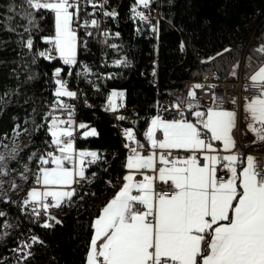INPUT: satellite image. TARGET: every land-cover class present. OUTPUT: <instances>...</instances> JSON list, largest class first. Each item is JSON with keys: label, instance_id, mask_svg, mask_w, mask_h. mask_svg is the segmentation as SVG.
<instances>
[{"label": "snow or ice", "instance_id": "snow-or-ice-1", "mask_svg": "<svg viewBox=\"0 0 264 264\" xmlns=\"http://www.w3.org/2000/svg\"><path fill=\"white\" fill-rule=\"evenodd\" d=\"M87 2L93 8L97 7L95 0ZM151 2L135 0L131 9L133 18L149 21V17L139 9H148ZM25 3L36 12L47 10L54 13L55 36L45 38V42L54 45L53 51L64 65H76L77 36L71 24L79 15V0H25ZM9 11L15 9L10 7ZM103 14L112 18L118 16L116 11H104ZM24 19L35 26L32 12L26 13ZM89 23L93 28L99 27L96 19L85 21L84 26ZM153 31L156 29L153 28ZM87 34L92 35L91 32ZM25 46L32 50L33 40L27 39ZM111 47L117 46L113 44ZM183 47L182 44L181 50ZM230 51L225 48L216 55L222 56ZM257 51L264 53V47ZM38 55L48 60L56 58L52 52H39ZM215 59L213 56L201 62ZM126 63L116 61L117 66ZM62 71L61 68L54 71L57 87L53 111L66 112L67 118L49 113L46 125L51 137L50 146H54L59 155L48 151L37 156L33 152L29 159H36L37 171L33 179L40 188L29 189L22 201H13L11 197L0 199V205H15L22 213L30 210L37 219L43 214L46 219L41 226L44 228L53 227L48 221L61 223L49 214V209H59L64 203L72 201L76 195L73 185L86 179L85 158H91L89 164L100 159L96 151H78L74 147L77 128L85 130V138L95 137L98 133L84 123L76 125L72 119L73 110L62 98L75 99L77 93L69 90L67 82L59 78ZM232 75H236L235 69ZM250 80L264 83V65L250 76ZM202 87L195 84L185 98L178 97L173 105L182 117L186 105L189 114L196 117L195 122L183 118L166 121L159 115L152 118L144 133L152 150L149 154L141 151L145 145L136 139L134 131L125 129L126 140L135 144V147L125 144L131 152L126 157L128 174L123 177V186L92 224L94 234L86 264H264V168L253 155L247 154L241 159L240 154L234 151L236 142L232 132L235 112L219 106L210 107L206 112L195 110L199 107L196 90ZM123 95V92L111 93L108 98L111 111L117 110L112 97ZM214 100L217 105L221 103L218 98L214 97ZM244 111L249 117V131L264 144V94L247 101ZM117 119L124 120L125 117L120 115ZM13 131L19 136L27 129L15 125ZM158 131L162 138H157ZM215 142H220L221 147L216 148ZM157 149L160 151L157 152ZM172 150H183L190 155L173 157ZM16 152L12 148L8 156L0 155V172L6 174L8 160L16 159ZM77 159L78 168L75 167ZM245 163L246 166L238 172L237 166ZM66 164H73L74 167H67ZM146 170L156 175H149ZM221 170L230 173L227 179L218 175ZM30 171L25 166V172ZM136 174L143 179L135 182ZM21 177L28 179L25 173H21ZM157 180L165 186L160 191L155 188ZM220 180L224 182H218ZM12 187L14 189L16 185ZM133 191L137 194L134 195ZM10 215V211L0 210V239L10 236L7 230L14 223V219H9ZM37 244L43 246L44 242L32 236L30 243L11 249L15 253L16 264H25V261L33 259L31 249ZM0 264L5 262L0 260Z\"/></svg>", "mask_w": 264, "mask_h": 264}, {"label": "trees", "instance_id": "trees-1", "mask_svg": "<svg viewBox=\"0 0 264 264\" xmlns=\"http://www.w3.org/2000/svg\"><path fill=\"white\" fill-rule=\"evenodd\" d=\"M134 4L135 0H110V7L118 10L121 19L117 27L120 35L117 39L111 38L112 41L104 40L103 45L108 41L112 45L115 42L117 47H111L108 54L123 57L127 63L118 69L108 67L115 72L109 80L103 79L101 70L95 68L97 90L92 83H88L87 89L94 106H79V123L95 128L98 135L84 137L77 146L98 152L101 159L87 167L85 176L88 179L74 187L76 195L70 205H63L58 216L61 223L53 222L51 228L38 227L39 239L44 245H35L31 249L33 259L25 264H86L94 231L92 224L118 190L117 178L127 171V156L122 145L125 138L112 118L100 108V103L113 90L125 91L128 105L138 109L134 129L139 141L143 142L144 133L164 98L167 80L181 84L186 80L202 79L207 73L224 79L234 69L237 73L244 68L247 60L255 68L264 62V53L257 51L264 47V0H160L162 19L158 23L157 42L153 38L145 39L147 28H141L140 21L133 18ZM10 7L15 11H9ZM28 12L35 16V26L24 19ZM54 34V13L29 9L25 0H0V143L14 133L15 125L26 128L28 142L16 154L18 160L25 162L33 152L37 156L46 153L50 145L45 115L55 112L56 97L50 85L55 83L53 71L63 64L59 59L45 60L38 53L46 47L42 36ZM29 38L33 39L32 50L25 46ZM84 39L91 49L85 55L81 52L80 58L94 65L100 55L99 40L92 35H84ZM155 42L157 79L151 82ZM225 48L231 51L216 55ZM213 56L215 60L201 62ZM63 68L61 76L67 77L68 68ZM66 79L72 87L79 89L84 87L83 82L87 84L85 80H89L88 76L81 77L79 82L70 77ZM36 170L34 159L30 175ZM0 210L12 211L17 217L12 213L11 217L18 221L9 240L0 245V260L10 264L3 255L15 242L13 238L19 239L23 229L27 230L26 226L34 216L22 213L19 207L11 204L0 205Z\"/></svg>", "mask_w": 264, "mask_h": 264}, {"label": "built area", "instance_id": "built-area-1", "mask_svg": "<svg viewBox=\"0 0 264 264\" xmlns=\"http://www.w3.org/2000/svg\"><path fill=\"white\" fill-rule=\"evenodd\" d=\"M97 7L93 8L90 3L87 2V0H79V15L77 17H74L72 26L75 30L78 38H79V46H78V53L76 56L77 64L73 66L64 65L63 61L59 59L58 54L53 51L54 45L52 43L45 42V38H52L51 35H43L41 40L42 43L46 46L41 52H52V54L56 57L55 59H52L50 61H54L59 59L63 65H61V69H64V67L68 68L67 71V77H59L60 79L67 82V87L69 90L74 91L77 93V98H68L63 97L64 103L71 106L73 110V116L72 119L75 121L76 125L79 123V106L80 104H84L86 107L94 106V103H92L89 99V95L87 93V90L82 92L81 89L77 87H72L71 83L67 81L66 78H71L72 80H75L79 82L81 80V77L88 76L89 81H92V83L97 82V75L95 74L96 70L95 68H99L101 70L100 76L103 79H110L115 72H112V70H108V67L112 66L115 69H118L121 66L116 65V61H124L119 56H110L107 51L111 48L112 43L107 42L105 45L104 40L116 38L120 35L119 31V25H120V16L118 13V10L116 8L110 7V0H107L105 3V0H95ZM159 3L160 0H152L150 6L148 9H144L141 7L139 10L143 11L145 15L149 17V21H142L140 22L141 28H147V38H153L154 32L153 28L156 29L159 21L162 19L159 11ZM99 5H104L103 8H100ZM135 5V4H134ZM71 10V9H70ZM104 11H116L118 13V16L115 18L105 16L103 14ZM92 19H96L99 23L98 28H93L91 24L89 23L87 27H85V21H91ZM138 20V18H137ZM91 32L92 36L99 40L100 45V55L98 57V60L95 61L94 65H90L88 61L80 58V53L83 52V54H88L91 47L88 46L86 43V40L84 39V35H88L87 33ZM105 33H107V36H105ZM116 33H119L117 36ZM112 38V39H111ZM115 39V40H116ZM156 40V39H155ZM158 39L156 40V42ZM156 42L154 43V56L152 58V65L150 66V75H151V82H156L157 79V68L156 63L158 61L157 54H156ZM115 44V42H114ZM45 59V58H43ZM48 60V59H46ZM55 71V70H54ZM53 71V73H54ZM71 72V75H68V73ZM155 73V74H154ZM57 77L55 78V80ZM172 82V89H168L165 91V95L163 100L161 101L160 105L157 108L156 116H160L161 118H164L166 116H171L176 119H188L191 114L187 111V106L185 105L184 108V116L182 117L179 112L173 108V105L177 102V98H185L188 91L193 89V86L195 84H201L203 87L201 89H197V100L199 103V107L195 110L199 111H206L208 108L212 107L215 108L219 106L222 109L230 110V109H238V121L235 125V128L233 130V136L235 140L237 141V152L240 154L241 159H243L247 154H251L254 157L258 158L260 161V167L264 168V144H262L261 147L254 145V142L250 139L249 135H246V131L243 126V122H245L243 111H244V105L247 101H250L253 98H257L262 96L264 94V83L260 82H252L250 80V77L245 75L242 70L239 71V73H236L235 76L229 75L224 79L219 78L218 76L210 73L206 76H204L202 79L197 80H186L181 84H178V82H174V80L170 79L168 80ZM211 86V87H210ZM56 83H54L52 86L50 85L51 92L55 93L56 90ZM114 91V90H113ZM116 92H123L122 90H117ZM112 93V92H111ZM109 94V96L111 95ZM124 93V92H123ZM109 96L105 101H102L100 103V108L103 112H106L113 120L114 125L116 126L118 131H121L122 133L125 132V129L131 128L136 136L137 134L134 129V125L137 121L138 116V109L135 106L128 105L126 101L125 93L123 96H117L112 97V101L116 104L117 110L115 112L111 111L110 104H109ZM215 98H218L221 103L217 105V103L214 100ZM235 100V103H232V101ZM86 102V103H85ZM56 103V99H55ZM52 115L60 116L61 118H67V113L63 111H55L52 113ZM124 116V120L117 119V116ZM243 117V119H242ZM45 123H49V114L45 115ZM83 133L81 129L77 128L74 133V143L77 146V142L81 139H83ZM129 143L132 147H135V144L133 142L127 141L125 138V144ZM125 144H122L125 148ZM78 147V146H77ZM53 151L55 155H57L59 152L55 150L54 146L48 147L47 151ZM143 154L147 155L149 153V149L145 147L141 150ZM157 152L160 150L157 149ZM125 154L128 156L131 154L129 149L125 148ZM221 155L223 153H220ZM100 159L101 155L98 154ZM190 153L183 151V150H172V156L173 157H187ZM198 156L200 154H197ZM202 158V157H201ZM98 159L97 162L100 160ZM91 158H85V168L91 164L88 163ZM96 162V163H97ZM67 167L74 166L73 164H66ZM37 171V170H36ZM86 172V171H85ZM218 175H221L224 177V179L228 178V174L225 170H221L218 172ZM92 176V173L90 174V177ZM118 177L117 181L119 180ZM88 178L80 181H86ZM220 183H223L224 180L218 181ZM35 183V181H34ZM36 185V184H35ZM35 187L40 188L39 185H36ZM165 186L161 182L156 183V191H160ZM133 194H137L135 191H133ZM167 194V193H166ZM26 198V196H25ZM24 198V199H25ZM51 198H49V201ZM66 204H71V202H67ZM20 209V208H19ZM55 208L49 209V214L54 210ZM11 212V211H10ZM27 214H32L29 210ZM44 218H46L43 214L39 217V223L40 226L45 222ZM9 219H11V215L9 216ZM27 233V230L23 229V232L19 234V239H16L15 242H13V245L9 247V250L6 254L3 255V259L7 260L10 264H16L15 260V253L11 251V249L17 247L18 245H22L24 243H30L31 237L38 235V231L35 229L32 233L28 231V235L25 236L24 234Z\"/></svg>", "mask_w": 264, "mask_h": 264}, {"label": "rangeland", "instance_id": "rangeland-1", "mask_svg": "<svg viewBox=\"0 0 264 264\" xmlns=\"http://www.w3.org/2000/svg\"><path fill=\"white\" fill-rule=\"evenodd\" d=\"M139 20V19H138ZM140 21V20H139ZM142 22V21H140ZM142 25V24H140ZM71 27L73 29V26L71 24ZM74 30V29H73ZM75 31V30H74ZM143 33V32H142ZM51 36H55L54 35H51ZM77 36V34H76ZM143 37L145 38L144 36V33H143ZM154 39H158L159 38V25H157L156 27V32H154V35H153ZM32 39V38H31ZM33 40V39H32ZM116 45V44H115ZM78 46H79V38L77 36V51H76V56H77V53H78ZM108 53V51H107ZM120 57V56H119ZM123 60L124 58L121 57ZM46 60V59H45ZM125 61V60H124ZM124 65V64H123ZM259 68V67H258ZM258 68L255 70L257 71ZM255 69V67L251 64L250 60H247L245 63H244V68L241 67L239 69L242 70V72L249 76L250 77V72L253 71ZM96 72L95 74H97V69H95ZM239 71L237 73H239ZM210 73H207L206 75H208ZM249 74V75H248ZM205 75V76H206ZM232 75V74H231ZM87 81V84L85 82H83V85H84V89H82V92L85 90L88 89V83L91 85L92 81H89V80H85ZM184 82V81H183ZM92 85L95 87V89L97 90L96 88V85L97 84H94L92 83ZM171 85V82L167 80V83H166V87L164 88V90L166 89V91L169 89ZM117 90H114L113 92H116ZM123 91V90H122ZM126 95V92L123 91ZM156 117V116H154ZM166 121H171V120H177L175 118H162ZM152 120V119H151ZM189 121L191 122H194L192 121L191 119H188ZM44 121V120H43ZM21 129H24V128H21ZM82 131V129H81ZM84 131H82L83 133ZM158 133V132H157ZM156 133V136L157 138L159 139L160 137H158ZM250 131L246 129V135H249ZM28 138H29V134H27V131L26 132H23L22 135H19V136H16L14 133H12V135H10L5 141H3L2 143H0V155H5V156H8L11 149L12 148H15L17 150L16 154L21 150L23 149L27 142H28ZM84 138V137H83ZM251 139V138H250ZM252 140V139H251ZM84 149V151H94V150H91V149H86V148H79V150H82ZM35 158H32V159H29L28 162H25V161H22V160H18L16 158V160H13V159H9L8 160V163H7V170H6V174L4 172H0V199H3L5 197H11V199L13 201H18V198L27 193V191L31 188H34L37 184L34 183V179L32 178L33 175L31 176V172H25V166H27L28 169H31V163L32 161L34 160ZM70 168L71 167H74V166H69ZM76 167V165H75ZM79 167V166H78ZM21 173H25V175L28 177V179H23L21 177ZM124 175V174H123ZM123 176L121 178H119V180L117 181V183H120L121 180H122ZM32 183V184H31ZM13 184L16 185V187L13 189ZM31 184V185H30ZM36 184V185H35ZM37 188V187H36ZM39 189V188H38ZM26 195V194H25ZM66 204V203H64ZM67 205H70V204H67ZM57 211V210H56ZM54 211L52 213L51 216H55L57 219H58V214L57 212ZM61 212V211H60ZM11 213L13 214V212L11 211ZM14 216H16L15 214H13ZM32 215V214H31ZM17 217V216H16ZM46 218H44L45 220ZM38 227H41L40 226V223H39V220L34 217L33 221L30 222V224H28L26 226V229H27V233L24 234L25 236L28 235V231L30 233L33 232V230L35 229L36 231H38ZM13 227H11V229L7 230L10 235L12 234L13 232ZM10 237V236H9ZM37 237L39 238V234L37 235ZM9 238H5V239H0V245H2L4 242L8 241Z\"/></svg>", "mask_w": 264, "mask_h": 264}, {"label": "crops", "instance_id": "crops-1", "mask_svg": "<svg viewBox=\"0 0 264 264\" xmlns=\"http://www.w3.org/2000/svg\"><path fill=\"white\" fill-rule=\"evenodd\" d=\"M262 65H264V62H262L258 67H260V66H262ZM258 67H256L253 71H251L250 72V76L252 75V74H254V72H255V70L258 68ZM249 75V74H248ZM207 111V110H206ZM205 111V112H206ZM229 111H233V112H235L236 113V117H235V125H236V123H237V121H238V109H230ZM156 116V115H155ZM243 116H244V119H245V122H243V126H244V129H245V131H246V129H247V131L249 130L248 129V127H247V125H248V123H249V117H248V114L245 112V111H243ZM171 117V116H170ZM166 118V117H165ZM171 118H174V117H171ZM176 119V118H175ZM188 119H191L192 121H194L195 122V120H196V117L195 116H190V118H188ZM187 119V120H188ZM242 119H243V117H242ZM178 120V119H177ZM151 123V122H150ZM149 126H150V124H149ZM149 126H148V128H149ZM257 127H259L258 125H257ZM157 135H158V137H160V138H162V134L158 131V133H157ZM232 136H233V133H232ZM234 137V136H233ZM249 137L252 139V141L254 142V145H256V146H259V147H261L262 146V144L259 142V141H257V139H256V135L254 134V133H252L251 131H250V133H249ZM235 139V138H234ZM137 140H139L138 138H137ZM235 142H236V148L234 149V151L235 152H237V148H238V145H237V141L235 140ZM140 143L141 144H144L145 145V147H147L148 149H149V153L152 151L151 150V148H150V145H149V142L147 141V139H146V137H145V141H143V142H141L140 141ZM216 148H220L221 147V145H220V142H215V145H214ZM74 147H75V149L76 150H78L79 151V147H77L76 146V144L74 143ZM125 149V148H124ZM82 150H84V149H82ZM98 153V152H97ZM148 153V154H149ZM99 154V153H98ZM223 154H225V153H223ZM222 154V155H223ZM57 155H59V153L57 154ZM127 156V155H126ZM71 165V164H70ZM75 165H76V167L78 168V166H79V162H78V159L75 161ZM49 166H51V165H49ZM244 166H246V163L245 164H239L237 167H238V172H239V170H241ZM85 167V166H84ZM85 171H86V168H85ZM147 171V174H149V175H156L155 173H153V172H151L150 170H146ZM128 174V169H127V171L124 173V175H123V177L125 176V175H127ZM228 174V176L230 175V173H227ZM122 177V176H121ZM143 179V177L140 175V174H136V177H135V182H139V181H141ZM125 181L123 180V178H122V180H121V182L119 183V185H118V190L116 191V193L115 194H113V196L108 200V202L112 199V198H114L115 197V195L117 194V192L120 190V188L123 186V183H124ZM157 182H159L158 180L155 182V186H156V183ZM117 183V182H116ZM77 184H74L73 185V187H75ZM36 188V187H35ZM42 190V189H41ZM107 202V203H108ZM64 205V204H63ZM63 205H62V207H63ZM107 205V204H106ZM105 205V206H106ZM104 206V207H105ZM62 207L61 208H59V209H57V208H55L52 212H51V214L50 215H52V213L54 212V211H56L57 212V214H58V216L60 215V211H62ZM102 212V211H101ZM101 212H100V214H101ZM99 214V215H100ZM98 215V216H99ZM97 216V217H98ZM96 217V218H97ZM95 218V219H96ZM95 221V220H94ZM50 224L51 223H53L54 221H48ZM93 234H94V231H93Z\"/></svg>", "mask_w": 264, "mask_h": 264}, {"label": "bare ground", "instance_id": "bare-ground-1", "mask_svg": "<svg viewBox=\"0 0 264 264\" xmlns=\"http://www.w3.org/2000/svg\"><path fill=\"white\" fill-rule=\"evenodd\" d=\"M169 89H172V82H171V85H170V87H169ZM123 134V137L125 138V136H124V133H122ZM32 184V183H31ZM30 184V185H31ZM26 194V193H25ZM25 194H23V195H21L20 197H19V199H18V201H22L24 198H25ZM11 219H13V217H11ZM18 226V221H16L15 219H14V223L12 224V227L13 228H15V227H17Z\"/></svg>", "mask_w": 264, "mask_h": 264}]
</instances>
